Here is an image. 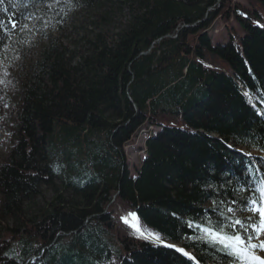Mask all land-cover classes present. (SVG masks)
<instances>
[{
    "label": "trees",
    "instance_id": "obj_1",
    "mask_svg": "<svg viewBox=\"0 0 264 264\" xmlns=\"http://www.w3.org/2000/svg\"><path fill=\"white\" fill-rule=\"evenodd\" d=\"M78 10L95 14L96 31L79 28L71 47L52 34ZM263 10L264 0H0V116L9 68L16 82L10 126L0 122L11 143L0 264H244L187 222H224L264 183ZM217 21L225 33L214 37ZM37 33L49 42L26 67ZM141 129L131 171L124 147Z\"/></svg>",
    "mask_w": 264,
    "mask_h": 264
},
{
    "label": "snow or ice",
    "instance_id": "obj_2",
    "mask_svg": "<svg viewBox=\"0 0 264 264\" xmlns=\"http://www.w3.org/2000/svg\"><path fill=\"white\" fill-rule=\"evenodd\" d=\"M10 23L12 29L19 26V22L16 20H11ZM2 27L3 22H0V28ZM244 190L241 189L240 191ZM253 192L259 193V195L254 194L251 198L241 197L243 201L241 207L234 209L227 206L226 213H221L224 222L218 221L216 224H212L209 221L208 225L204 226L196 224L194 221H188L187 226L199 229L203 233L201 239L206 243L219 246L226 254L235 255L243 260L244 264H264V256L257 254L264 252V239H261V236H264V183L254 189ZM214 203L216 202L214 201ZM232 203L237 204L238 201L234 199ZM236 211H247L250 215L241 220L233 215ZM129 215L135 217L134 213ZM122 219L128 223L127 217H122ZM166 246L175 247L174 245ZM177 251L189 256V253L184 249H177Z\"/></svg>",
    "mask_w": 264,
    "mask_h": 264
},
{
    "label": "rangeland",
    "instance_id": "obj_3",
    "mask_svg": "<svg viewBox=\"0 0 264 264\" xmlns=\"http://www.w3.org/2000/svg\"><path fill=\"white\" fill-rule=\"evenodd\" d=\"M110 5V4H109ZM76 18L74 20H70L66 22L64 28L60 30L61 32H57V30L53 31V37H59L66 45H81L80 41L85 37L87 32L79 31L81 28H86L88 31H93L95 29L92 24L95 21V14L87 10H78L75 12ZM264 15V10H263ZM264 24V22H262ZM213 27L210 30V33L214 37H219V35L225 33V29L223 28V24L220 21L214 23ZM80 28V29H79ZM79 29V30H78ZM33 46L31 49L25 54V66H29L31 62L35 61L38 57V51L41 45H45L49 42L47 38H45L41 33H37L35 35V39L33 40ZM12 68H9L7 72V78L9 79V84L6 88V95L2 96V104H1V115L0 122L5 124V126H10V120L7 116V111L10 108L12 101H15V86L16 82L12 81L10 78L12 72ZM155 130V128H151ZM146 131L141 129L139 133L133 138V140L124 147V152L127 158L128 165L131 171H134L137 166H139L142 158L143 151L142 147L144 146V140L146 137ZM10 141L8 140V132L1 125L0 126V159H3L8 149L10 148ZM51 196V193L47 195V198ZM261 239H264V236H261ZM258 255L264 256V252H258Z\"/></svg>",
    "mask_w": 264,
    "mask_h": 264
}]
</instances>
